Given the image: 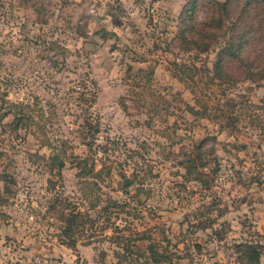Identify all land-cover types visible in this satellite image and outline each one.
<instances>
[{"label":"rangeland","instance_id":"1","mask_svg":"<svg viewBox=\"0 0 264 264\" xmlns=\"http://www.w3.org/2000/svg\"><path fill=\"white\" fill-rule=\"evenodd\" d=\"M190 2L0 0V264H264V80L209 82L223 41L180 48ZM56 199L93 220L74 246Z\"/></svg>","mask_w":264,"mask_h":264},{"label":"trees","instance_id":"2","mask_svg":"<svg viewBox=\"0 0 264 264\" xmlns=\"http://www.w3.org/2000/svg\"><path fill=\"white\" fill-rule=\"evenodd\" d=\"M195 3V0H191L183 8L177 37L182 50L184 48L185 51L195 52L212 50L220 40L223 41L216 52L217 58L212 63L211 69H206L209 82H217L220 85L234 82L238 78L251 81L264 80V0H206L208 11L204 19L194 14ZM256 45L261 47V54L251 50V47ZM207 110L205 103L202 104L200 112L189 106V111L193 114L207 116L209 115ZM16 119L20 120L19 117ZM225 119V125L228 127L235 125L237 121L236 117L226 116ZM206 140H200L199 145L195 147L194 155L184 162L186 173L193 175L194 180H202L203 173L199 169L207 164L204 160L205 151L201 148ZM50 160H54L59 170L63 168V161H57L54 155L50 157ZM82 162L83 160L78 161V163ZM80 169L79 174L84 172V176L94 177L99 176L104 168L95 170L93 165L88 166L85 163ZM109 172L108 169L106 173ZM120 177L123 180L121 188L126 191V187L133 181L123 173H120ZM85 197L90 202L91 208H94L99 201L96 196L90 198L86 195ZM57 203L60 204L55 210L56 218L60 222L59 239L63 244L74 246L75 233H81L84 225L93 220L87 210L79 209L77 204H70L66 199ZM109 203L119 206L116 200H108ZM108 204L99 212L107 211ZM238 247L244 251L249 262L258 261L260 253L254 249V246L241 243Z\"/></svg>","mask_w":264,"mask_h":264}]
</instances>
